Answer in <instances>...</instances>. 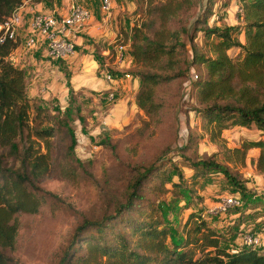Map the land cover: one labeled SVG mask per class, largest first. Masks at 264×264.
Returning <instances> with one entry per match:
<instances>
[{"label":"rangeland","instance_id":"374dc122","mask_svg":"<svg viewBox=\"0 0 264 264\" xmlns=\"http://www.w3.org/2000/svg\"><path fill=\"white\" fill-rule=\"evenodd\" d=\"M72 1L92 11L93 20L85 25L86 30H92L91 26L97 23L102 27L91 36L86 35L81 44H75L76 37H71L74 52L64 62L45 63V76H37L39 72L28 73L25 67L21 69L27 107L24 125L13 139L18 151L12 154L8 146L0 145L1 172L7 168L19 169L18 158L23 147L29 148L31 157L46 155V170L32 180L33 185L26 186L27 191L39 198L37 211L14 215L15 242L11 250L4 251L12 259L10 264H56L75 228L83 220H98L113 213L124 202L132 179L144 170L147 175L138 189L140 199L133 206L135 212L129 214L145 217L149 212L154 213V209L157 214L165 210L167 215L161 218V226L172 231L165 239L170 248L171 236L180 239L184 236V226L190 224L188 215L195 212L200 200L208 199L209 204L221 194L241 193L221 173L206 171L203 176H193L186 159L224 161L225 149L263 136L253 125L233 126L222 130L218 139L210 140L202 127L199 112L202 105L188 99L189 79L182 78L190 58L189 41L197 53L209 55L210 39L201 31L206 9L210 13L206 19L208 26L235 25L240 23L239 0H212L211 4L194 0L176 9L173 5L172 12L164 15L158 11L164 0H110L108 15L99 12L100 0ZM23 2L32 3L31 0ZM48 5H43L44 10L50 9ZM44 10L32 11L47 12ZM133 28L161 39L169 50V58L163 57L158 66L172 78L155 87L156 107L150 114L135 104L139 87L135 63L127 71L136 77L134 83L124 78L112 82L102 78V72L105 75L109 67L104 64L108 57H102L101 50L111 51L117 43H127L129 49ZM235 35L243 40L241 30ZM175 38L186 47L171 45ZM226 53L231 59H237L241 51L230 47ZM6 59L10 61L9 56ZM40 59L44 63V58ZM64 69L68 72L69 86L65 83ZM195 72L203 77V66L196 63ZM108 94L113 98L108 99ZM66 107L70 110L67 124L75 136L72 151L68 149L67 131L58 123ZM44 130L50 133L48 137L43 135ZM186 138L187 145L177 153ZM164 154L166 157L162 158ZM256 156L257 152L251 148L246 150L243 163H227L237 186L249 196L243 207H230L221 215L205 219L206 225L218 232L220 246L228 251L239 245L240 236L257 232L264 225V181L254 167ZM179 172L181 178L177 176ZM122 221L123 218L107 223L100 237L95 236L93 228L87 229L83 238L92 235L93 242H100L102 238L108 242L111 224L122 229L116 223ZM84 248L78 241L74 258ZM196 256L195 252L193 259Z\"/></svg>","mask_w":264,"mask_h":264},{"label":"trees","instance_id":"16d2710c","mask_svg":"<svg viewBox=\"0 0 264 264\" xmlns=\"http://www.w3.org/2000/svg\"><path fill=\"white\" fill-rule=\"evenodd\" d=\"M22 1L0 0V22ZM52 1L31 0L34 4L42 5H50ZM193 1L164 0L158 11L162 15L170 14L171 6L174 5L176 9L183 4L190 5ZM206 3L211 4L212 0H206ZM239 3L240 23L235 25L208 26L206 19L210 13L206 9L202 16L204 26L201 31L204 37L210 39L209 55L197 53L194 44L189 41L187 50L190 58L182 78L189 79L186 88L188 99L202 105L199 108L202 127L210 140L218 139L222 130L233 126L247 128L253 125L263 133L262 139L245 140L238 147L225 149L222 157L224 161L213 158L186 159L193 176H203L206 171L221 173L234 189L241 192L236 193L243 207L249 196L237 186L238 182L227 163H243L246 150L255 148L257 156L254 167L264 181V0H239ZM238 30H241L243 40L236 37ZM132 31L129 54L138 66L134 74L139 80L135 104L144 113L150 114L156 107L153 101L155 87L172 78L163 74L158 66L163 57L169 58V50L161 39L143 34L135 28ZM174 43L186 47L176 38L171 45ZM14 46L15 43L10 41L0 44V145L8 146L12 154L18 151L13 139L24 125L27 107L22 91V70L6 59ZM230 47L240 49L241 54L237 59L227 55L226 50ZM196 63L203 66V77L194 73ZM63 71L68 77L66 69ZM191 74L195 77L191 78ZM69 111L67 107L64 109V117L58 123L65 127L70 141L68 149L72 151L75 136L66 120ZM44 131L43 135L48 137L50 133ZM187 141L186 138V142L177 148V153L187 145ZM21 151L18 170L7 168L4 172L0 171V264H10L12 261L4 251L11 250L15 242L17 222L14 215L18 212L35 213L40 204L39 198L27 191L26 186L33 185L32 180L46 170V155L40 153L31 157L28 147H23ZM146 175L147 171L144 170L132 179L124 202L119 203L113 213L103 215L98 220H83L73 231L71 241L56 264H264V252L252 246L235 245L234 252L220 246L218 232L206 225V218L201 213L203 199L199 201L195 212L188 215L190 224L184 226V236L181 239L171 236V247H167L165 239L172 231L161 226V218L167 215L165 210L157 214L154 209V213L149 212L145 217L129 214L135 212L133 206L140 199L138 189ZM177 176L181 178V173H177ZM233 195H236L235 192ZM122 218V223L116 222L121 224L122 229L111 224L112 233L108 242L103 238L100 242H93L92 235L83 238L84 231L90 228H93L95 236L100 237L107 223ZM78 241L85 248L74 258L73 252ZM195 252L197 256L193 259Z\"/></svg>","mask_w":264,"mask_h":264},{"label":"built area","instance_id":"2783aa9c","mask_svg":"<svg viewBox=\"0 0 264 264\" xmlns=\"http://www.w3.org/2000/svg\"><path fill=\"white\" fill-rule=\"evenodd\" d=\"M19 6L0 22V44L6 41L15 42L16 31L21 22ZM110 8V0H100L99 11L101 14L108 15ZM90 18V9L72 0L63 15H59L55 11L32 12L27 23V35L23 45L26 49H30L35 46L38 38H40L43 40L48 59L55 61L65 59L74 52V45L70 38L73 39L75 34L85 27ZM116 50L115 60L119 63L123 57L122 46H117ZM190 77L194 78L195 75L191 74ZM104 78L111 80L112 76L110 73H106ZM106 97L108 99L113 98L112 94H108ZM230 207L240 208L241 198L233 194H221L213 202L202 204L201 213L205 218L212 217L223 214ZM239 245L252 246L264 252V225L257 232L240 236ZM234 251V248L230 249V252Z\"/></svg>","mask_w":264,"mask_h":264},{"label":"crops","instance_id":"0c3cea01","mask_svg":"<svg viewBox=\"0 0 264 264\" xmlns=\"http://www.w3.org/2000/svg\"><path fill=\"white\" fill-rule=\"evenodd\" d=\"M70 3L69 0H53L50 3V9L48 7L46 8L47 10H44L45 8L43 7L42 4H34V3H26L23 2L20 4L19 12L21 15V22L17 28L16 31V40H15V46L11 49L9 52L8 56L10 59V62L13 66L19 69H23L25 67V70L28 73H35L39 72L38 75H46V71H43V68H46V64L49 65L51 62L59 63V62H64L65 59L62 60H51L46 57L45 54V46L43 43V40L38 38L36 44L34 47L30 49H26L23 45L24 39L26 38L27 35V23L31 17V13L33 12L32 10H44V11H55L59 15H63L67 9L68 4ZM90 9V8H88ZM91 11V10H90ZM92 12V11H91ZM100 12V11H99ZM93 20V17L91 15V18ZM88 25V24H87ZM86 25V26H87ZM86 26L78 31L74 37L75 44L79 43L81 44L82 41L85 40L86 35H92V32L98 30L102 27L97 23V26H91L92 30H86ZM90 28V27H89ZM90 28V29H91ZM101 36L102 33H99ZM105 40V39H104ZM122 46V60L121 62H116L115 60V55L117 54L116 47L117 46ZM87 46V45H85ZM100 55L104 58L108 57L107 61H104V64H106L109 67V71L107 73H110L112 78L109 80V82H112L113 80H118L121 81L122 78H124L126 81H132V83L136 82L135 78L131 77V75L127 72L129 69V66L133 65L134 61L132 57L129 54V49H128V44H122V43H117L115 46L111 47V51H109L106 48H103L100 52ZM92 55H90L91 57ZM40 58H44V63ZM40 59V60H39ZM92 61L93 57H91ZM64 60V61H63ZM90 62V61H89ZM46 63V64H45ZM92 66V65H91ZM31 68V69H30ZM104 72V71H103ZM102 72V78H104V73ZM106 72V71H105ZM118 77V78H117ZM68 77H66V85L69 86V82L67 80ZM82 78V77H81ZM106 80V79H105ZM84 81V80H83ZM107 81V80H106ZM138 86H139V81H138ZM106 98V97H105ZM254 151L257 152V149L252 148ZM208 199H203V204L207 203Z\"/></svg>","mask_w":264,"mask_h":264}]
</instances>
